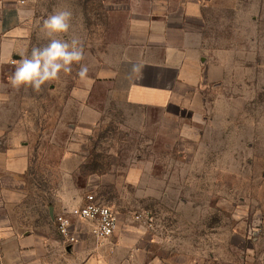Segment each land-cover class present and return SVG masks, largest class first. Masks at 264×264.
I'll list each match as a JSON object with an SVG mask.
<instances>
[{"label": "rangeland", "instance_id": "rangeland-1", "mask_svg": "<svg viewBox=\"0 0 264 264\" xmlns=\"http://www.w3.org/2000/svg\"><path fill=\"white\" fill-rule=\"evenodd\" d=\"M29 1V41L7 66L48 43L43 21L68 8L64 38L82 42L88 73L81 78L74 64L40 92L17 91L14 70L4 74L0 93L14 123L5 140L34 146L35 185L16 219L57 236L50 207L94 192L118 211L120 230L132 228L136 241L145 234L154 254L174 264H264V0H211L181 23V5L191 0H114V10L106 8L113 0ZM183 24L205 75L191 107L129 112L109 102L102 70L134 39ZM80 100L97 111L81 112Z\"/></svg>", "mask_w": 264, "mask_h": 264}, {"label": "crops", "instance_id": "crops-1", "mask_svg": "<svg viewBox=\"0 0 264 264\" xmlns=\"http://www.w3.org/2000/svg\"><path fill=\"white\" fill-rule=\"evenodd\" d=\"M109 2L106 8L114 10L115 1L111 6ZM208 2L211 0L183 3L179 7L187 10L186 18L176 19L180 23L189 22L190 9L204 7ZM34 16L35 4L29 0H0V83L7 78L4 77L7 69H15L7 65L18 59L29 41ZM140 37L125 47L116 66L102 70V76L111 84L112 97L108 101L122 105L129 112L133 108H155L164 113L173 107H191V91L198 88L205 75L203 59L191 45L189 26H172ZM2 97L5 96L0 93ZM9 100L0 99V264H174L173 257L154 254L152 244L144 240L145 234L139 241L134 240L130 236L134 230L130 227L120 230V226L112 238L102 241L92 235L91 221L77 222V241L69 243L63 239L54 215L83 204L89 192L73 202L58 199L50 207L57 236L43 234L19 222L16 210L30 198V186L35 185L29 176L34 146L22 140H5L14 126L6 120L4 108ZM79 104L81 112L97 111L84 100Z\"/></svg>", "mask_w": 264, "mask_h": 264}, {"label": "clouds", "instance_id": "clouds-1", "mask_svg": "<svg viewBox=\"0 0 264 264\" xmlns=\"http://www.w3.org/2000/svg\"><path fill=\"white\" fill-rule=\"evenodd\" d=\"M72 12L68 8L54 10L43 21V31L48 43L33 46L30 54L22 55L15 61L14 72L9 77L10 86L19 90L31 88L40 92L42 86L58 80L61 73H71L73 65H80L78 75L85 78L88 67L81 62L85 59L84 46L77 37L65 39L72 27ZM0 99L7 100V97Z\"/></svg>", "mask_w": 264, "mask_h": 264}, {"label": "built area", "instance_id": "built-area-1", "mask_svg": "<svg viewBox=\"0 0 264 264\" xmlns=\"http://www.w3.org/2000/svg\"><path fill=\"white\" fill-rule=\"evenodd\" d=\"M138 220H144L152 225L153 216L140 213ZM59 235L69 243L77 241V222L91 221V233L97 240L112 238L120 228L118 211L105 204L93 192L85 195L84 203L71 208L69 211L54 215Z\"/></svg>", "mask_w": 264, "mask_h": 264}]
</instances>
